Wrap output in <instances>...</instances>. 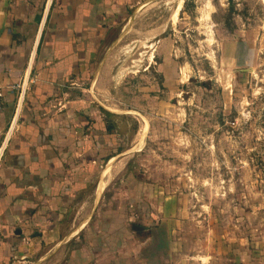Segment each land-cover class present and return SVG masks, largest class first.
<instances>
[{
	"label": "rangeland",
	"instance_id": "374dc122",
	"mask_svg": "<svg viewBox=\"0 0 264 264\" xmlns=\"http://www.w3.org/2000/svg\"><path fill=\"white\" fill-rule=\"evenodd\" d=\"M113 34L93 88L121 144L105 198L136 227L179 223L183 252L264 264V0H139Z\"/></svg>",
	"mask_w": 264,
	"mask_h": 264
},
{
	"label": "crops",
	"instance_id": "0c3cea01",
	"mask_svg": "<svg viewBox=\"0 0 264 264\" xmlns=\"http://www.w3.org/2000/svg\"><path fill=\"white\" fill-rule=\"evenodd\" d=\"M138 1L0 0V264H232L183 252L179 223L136 227L125 198H105L121 144L93 93L98 57ZM168 200L138 212L167 216Z\"/></svg>",
	"mask_w": 264,
	"mask_h": 264
},
{
	"label": "trees",
	"instance_id": "16d2710c",
	"mask_svg": "<svg viewBox=\"0 0 264 264\" xmlns=\"http://www.w3.org/2000/svg\"><path fill=\"white\" fill-rule=\"evenodd\" d=\"M102 110L104 111L105 115H106V119H107V128L108 131H112L113 129L116 128V123L115 121H112V117H114L116 114L110 111H107L106 109L102 108Z\"/></svg>",
	"mask_w": 264,
	"mask_h": 264
},
{
	"label": "built area",
	"instance_id": "2783aa9c",
	"mask_svg": "<svg viewBox=\"0 0 264 264\" xmlns=\"http://www.w3.org/2000/svg\"><path fill=\"white\" fill-rule=\"evenodd\" d=\"M3 98H4V88L0 86V118L2 117L3 110H4Z\"/></svg>",
	"mask_w": 264,
	"mask_h": 264
},
{
	"label": "bare ground",
	"instance_id": "6f19581e",
	"mask_svg": "<svg viewBox=\"0 0 264 264\" xmlns=\"http://www.w3.org/2000/svg\"><path fill=\"white\" fill-rule=\"evenodd\" d=\"M206 14H207V13H206ZM208 15H209V14H208ZM208 15L206 16V18L209 17ZM145 127H146V125H145ZM142 129H143V127H142ZM144 132H145V131H144ZM144 132H143V133H144ZM122 161H123V160H122ZM116 167H117V166H116ZM116 169H117V168H116ZM112 172H113V171H111V173H112ZM110 177H111V176H110ZM110 177H109V178H110Z\"/></svg>",
	"mask_w": 264,
	"mask_h": 264
}]
</instances>
